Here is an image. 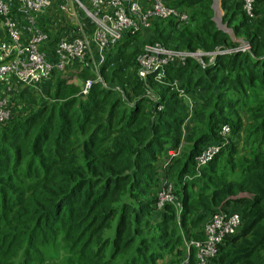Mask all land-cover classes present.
I'll list each match as a JSON object with an SVG mask.
<instances>
[{"label": "trees", "instance_id": "trees-1", "mask_svg": "<svg viewBox=\"0 0 264 264\" xmlns=\"http://www.w3.org/2000/svg\"><path fill=\"white\" fill-rule=\"evenodd\" d=\"M170 5L187 12V24L151 21L149 44L205 52L235 45L214 21L213 0ZM220 7L223 24L250 53L220 55L204 71L191 59L165 69L164 82L202 100L183 160L174 162L180 212L171 204L158 210L155 162L165 148H179L171 138L181 132L186 107L169 87H152L155 74L146 84L137 75L132 81L128 50L139 33H126L101 72L114 75L131 105L99 84L83 96L80 81L69 78L54 102L0 129V264H177L183 237L201 240L218 210L239 213L242 224L212 263L264 264V0H255L253 21L239 0H221ZM151 90L154 104L139 97ZM242 112L249 116L247 155L235 160L232 143L203 168L200 183H185L202 147L219 141L221 125L240 131Z\"/></svg>", "mask_w": 264, "mask_h": 264}, {"label": "built area", "instance_id": "built-area-1", "mask_svg": "<svg viewBox=\"0 0 264 264\" xmlns=\"http://www.w3.org/2000/svg\"><path fill=\"white\" fill-rule=\"evenodd\" d=\"M61 13L69 11L70 0H62ZM172 0H87L88 5L75 0L87 21L93 26V32L87 41L84 35L72 32L70 36L58 39L49 56L41 48L48 40L46 32L38 27L39 17L48 10L52 0H0V20L6 33V43L0 46V124L8 121L9 109L5 103L9 97L16 94L17 87L38 88L49 80L53 73L67 77L77 69H90V43L96 49L100 62L105 60L108 51L114 49L126 33L132 35L145 31L153 20L175 19L179 26L188 22L185 10L170 5ZM242 11L250 21L255 19V0H239ZM15 8L22 12L21 19L17 17ZM73 12V11H72ZM70 16H74L73 13ZM220 23V27H221ZM251 47L247 42L238 41L234 46L216 48L211 52L190 51L177 52L160 44L147 45L137 58L138 79L146 84L149 75L156 78L164 76L169 67H186L189 59L195 61L202 71L214 65L220 55L250 53ZM162 75V76H160ZM92 81L85 84L81 95L87 96ZM103 86V85H102ZM105 87V86H103ZM179 87V86H178ZM120 91V90H119ZM121 92V91H120ZM149 91L146 92V94ZM119 93V92H118ZM179 96L188 100L192 97L183 89H178ZM122 97V93H119ZM125 100V99H124ZM156 102V99H153ZM230 134L228 125H221L218 130L219 141L202 147L194 158L196 169L206 167L218 152L224 147L225 139ZM164 181V180H163ZM161 182L157 193V208L171 204L177 212L180 205L174 203L172 183ZM242 220L240 214L226 213L218 210L211 215L204 227L201 240L187 239L184 243V255L177 264H189L190 253L193 250L194 264H213L218 254L219 246L229 237L236 235ZM170 263L163 261L161 264Z\"/></svg>", "mask_w": 264, "mask_h": 264}, {"label": "rangeland", "instance_id": "rangeland-1", "mask_svg": "<svg viewBox=\"0 0 264 264\" xmlns=\"http://www.w3.org/2000/svg\"><path fill=\"white\" fill-rule=\"evenodd\" d=\"M78 1L83 3L84 5H88L86 0H83V1L78 0ZM62 4H63L62 0H52L51 7L48 9L49 11L46 10L48 11L47 13L45 11L46 13L45 17H49L50 15L48 14L49 12L54 13L55 10L59 12L60 5ZM68 7H69V11L67 13H63L62 15L64 18V22H66V26L64 27L63 31L69 30L75 33H80L81 35H84V38L88 41L92 35L93 26L87 21L84 14L81 12V9L75 2V0H70ZM71 12L74 14V16H70ZM220 15H221V12H220ZM214 16H215V13L213 17ZM49 21L50 19H47V20L45 19L44 21L45 27L48 25ZM215 23L217 24L218 29L222 30L226 34H229L230 37H232L234 42H238V41L244 42L243 38L240 36L239 38L234 39L231 30L228 29L223 24V22L221 23L220 20L216 21ZM220 23L222 24L221 27H220ZM67 27L69 29H67ZM147 33H145L144 31L139 33L136 37L133 38L132 42L129 45V50H128L129 51V62L133 63V65L130 66L128 73L132 81H136V79L133 76L137 75V72H138V65H137L138 56L143 52L144 48L147 45H151L149 44L150 39L147 37L148 35ZM59 38L60 37L58 34L56 38H54L52 44L56 43ZM168 48L173 51L182 52V50L180 49L176 50L177 47L173 45L172 46L169 45ZM89 50H90V53H89L90 56L88 58V63L89 65L93 64V66L90 69H87V68L77 69L74 73L68 76L69 78L73 79L72 82L74 83L75 81H80L78 85L80 87L79 93L80 94L82 93V91L84 90L85 84L87 82L92 81L93 83H95V85L99 84L104 89L114 91L117 94V96H119L122 99H125V101H127L128 104L131 105L132 103L128 101L127 99L128 97L126 93H124V89L120 86L119 81L110 79V78L115 79L114 75H111L110 72H106L105 74H102L101 69L106 64V57H105V60L100 62L96 54V49L91 43H90ZM198 51L202 52V50H198ZM190 52L195 53L197 52V50L190 51ZM135 63H136V67H135ZM196 65L198 64L196 63ZM83 73H87V75L83 76ZM163 74L164 76L160 75L162 77L154 79L155 84L152 87L154 88H156L157 86L163 87L162 85H165V87H169L170 89H172L173 93H176V92L178 93V89H180V87H178L179 84L176 81H172L168 83L164 82L163 80L166 76V73H163ZM62 80H63L62 77L58 75L57 73H55L54 75L51 76V78L48 81L41 83L38 88L17 87L16 94L13 95L12 97H9V99H7V102L5 103V107L7 106L6 108L9 109L10 117L8 121L2 122L0 124V129L15 119L25 118L28 114L40 108L43 104L54 102V99L52 98V96L54 94L55 89L57 88V86L60 84ZM137 81L140 82L139 79ZM102 85L105 87H103ZM118 92L122 93V95L124 96L122 97L121 95H119ZM142 96L143 97L145 96L146 98H148L153 104H154L153 99H156V101L158 99L157 94L153 92L152 90L151 92H148L147 94H144V95L141 94V96L139 95V97H142ZM178 96H179V93H178ZM197 97L201 98L202 96L198 94ZM179 99L182 101V105L186 107V111H185L186 114L185 116L184 114H181V118L183 117V122H181L182 126H181L180 134H175L171 138V140L179 144V148L177 150L169 148V147L165 148V151L163 150L162 153L157 156V159L155 162V168H156V172L158 174V179L160 183L163 180L167 181V183H172L173 191H172L171 197H173L174 203L178 205H180V201H181L180 189H181L182 183L180 184L177 181L176 172H178V170H177V167H174V162L183 158L182 153L187 149V146H188L186 143L188 134L190 135V130L194 127L193 122L195 119V114L201 107V103H202V100L201 101L199 99L195 100V98L191 99L190 102L180 96H179ZM151 106L152 104H149V105L145 104V110L149 111L151 109ZM157 109H158L157 111H161L162 107L159 106ZM182 112H184V110ZM240 119L242 121L240 131L238 133L232 134L230 130V134L225 139V145L221 149V150H224L230 144L234 143L233 147L235 148V152H236L235 160H239L243 158L244 156H246L248 153L247 147L249 148V146L252 144L251 140L248 141L249 139L248 138L249 137L248 136L249 116L246 113L242 112L240 113ZM221 150L218 152V154L221 152ZM202 170L203 168L199 170L196 169L194 165V168L190 172V174L184 177V180H187L185 181V183L190 182V180L191 182L200 183L202 179ZM184 180L182 178V182H184ZM193 191L194 193H196L197 188H195ZM177 225L179 226V224ZM186 241H187V237L184 236L183 243L179 247L180 249L184 247V243Z\"/></svg>", "mask_w": 264, "mask_h": 264}, {"label": "crops", "instance_id": "crops-1", "mask_svg": "<svg viewBox=\"0 0 264 264\" xmlns=\"http://www.w3.org/2000/svg\"><path fill=\"white\" fill-rule=\"evenodd\" d=\"M81 1H83V0H81ZM140 1H142V0H140ZM220 3H221V0H213V6L212 7H213V11L215 13L214 21L216 22V21L220 20L221 23H222L223 12L221 10ZM15 11L17 12V17H19L21 19V17H22V13L21 12L22 11L19 8H15ZM48 11H46V13ZM220 12H221L222 16L220 15ZM46 13L42 14L39 17L37 24L40 27V29L44 30V32H46V33L48 32L47 35L49 34L48 35V40L49 41H46L45 44H43L41 49L43 51H45L49 56H52L53 55L52 54L53 53V49H54L55 44H56V43L52 44L54 38H56V36L58 34H59L60 38L66 37V36H70V33H72V31H69V30L68 31H63L64 27L66 26V22H64V18L62 16L63 13H61L60 9H59V12H57L56 10H55L54 13L49 12L48 13V14H50L49 17H45ZM45 19L46 20L50 19V21H49V23H48V25L46 27H45V24H44ZM67 29H69V28L67 27ZM5 43H6V33H5V30H4L3 26L1 25V20H0V46H2ZM54 74L55 73H53L52 75H54ZM62 79L63 80H68L69 77L68 76L67 77L63 76Z\"/></svg>", "mask_w": 264, "mask_h": 264}]
</instances>
